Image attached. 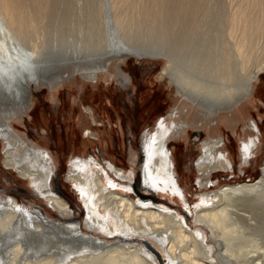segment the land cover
Returning a JSON list of instances; mask_svg holds the SVG:
<instances>
[{"label":"bare ground","instance_id":"6f19581e","mask_svg":"<svg viewBox=\"0 0 264 264\" xmlns=\"http://www.w3.org/2000/svg\"><path fill=\"white\" fill-rule=\"evenodd\" d=\"M221 4L223 0H0L5 40L0 45L1 163L58 211L54 217L0 192V264H264V163L256 180L205 189L191 209L167 149L170 137L196 126L194 117L188 122L190 108L177 109L178 120L170 126L161 117L154 130L142 135L139 188L133 185L132 170L127 173L110 160L101 163L94 155L71 160L65 179L83 204L82 220L73 217L67 200L52 187L58 174L54 153L12 125L32 104L34 89L44 86L57 93L78 75L96 86L114 61L161 58L166 64L158 77L209 128L213 121V131L220 133L223 111L227 126L247 119L249 133L240 141V152L250 160L260 147L261 131L240 107L252 102L264 71V0H226L225 35ZM175 39L181 47L189 39L186 52L175 49ZM57 53L61 55L55 58ZM61 60L69 63V71L47 77ZM219 136L200 143L196 168L206 182L216 171L234 166L221 150ZM138 189L179 198L191 222L188 213L144 198Z\"/></svg>","mask_w":264,"mask_h":264},{"label":"rangeland","instance_id":"374dc122","mask_svg":"<svg viewBox=\"0 0 264 264\" xmlns=\"http://www.w3.org/2000/svg\"><path fill=\"white\" fill-rule=\"evenodd\" d=\"M221 6L225 35L227 32L225 23L228 22L225 20L227 18L226 0H223ZM188 40L184 47H181L178 39H175V49L186 52L191 44L186 45ZM60 55L57 53L55 58ZM165 61L161 58L128 57L123 61L122 59L114 61V65L104 77L98 79L96 86L91 85L90 81L84 80L79 75L73 83L68 82L60 86L57 93L55 91L49 93L44 86H41L34 89L33 102L22 114V118L12 121V125L19 130V133L26 134L40 147L54 153L58 174L53 179L52 187L67 200L69 208L73 210V217L82 220L85 212L73 185L65 179L71 160L75 156L91 155H94L101 163L110 160L127 173L132 170L135 173L133 185L139 188L140 181H137L138 185H136L138 178L136 174L139 173L137 155H140L138 149L142 142V135L154 130L161 117L167 118L169 126L172 119L177 121L178 117L175 115L177 109L179 113H182L186 107L190 108V115L187 118L189 123L193 117L197 119L196 126H187L188 131L182 133L181 137H170L167 145V149L172 153L176 178L180 180L184 188L191 209L199 199L198 193L205 189H214L235 182H252L260 175L261 166L264 163V71L259 74L255 82L252 102L246 109L243 106L240 107L244 115L247 113L248 118L255 121L260 128L262 138L258 151L246 161L240 152V141L249 133L244 125L247 119L239 121L234 126H227L223 123V115L227 112L223 111L222 115H218V118H221L218 127L220 133L213 131L214 125L211 123L213 121L209 122L212 126L209 128L208 123L202 121L196 110L191 109L183 98L176 94L167 80L158 77L161 67L166 64ZM68 66L69 63H65V60L55 61L54 73L47 77L56 76L60 72L66 73L69 71ZM183 119H185L184 116ZM217 136L222 137L221 150L228 155L234 166L228 171H216L206 182L207 177L196 168V161L202 153L200 143L209 137ZM1 155L0 144V192L11 193L21 203L35 205L37 209L48 214L52 212L51 216L55 217L58 211L48 206L44 199L37 198L30 183L3 167ZM130 190L136 194L135 191ZM138 191L145 195L144 198L163 205L167 204L173 210L188 213L187 221L191 222L189 212L179 198L172 199L158 194L161 192L156 193L151 190L147 192L138 189ZM151 242L160 253L161 250L156 243ZM165 258L166 256L164 262H166Z\"/></svg>","mask_w":264,"mask_h":264}]
</instances>
